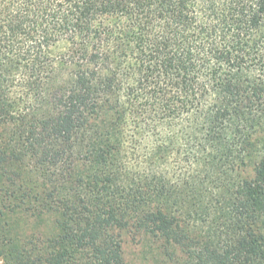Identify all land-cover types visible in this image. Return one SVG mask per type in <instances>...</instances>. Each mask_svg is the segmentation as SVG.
<instances>
[{"label": "trees", "instance_id": "1", "mask_svg": "<svg viewBox=\"0 0 264 264\" xmlns=\"http://www.w3.org/2000/svg\"><path fill=\"white\" fill-rule=\"evenodd\" d=\"M264 264V0H0L3 264Z\"/></svg>", "mask_w": 264, "mask_h": 264}, {"label": "rangeland", "instance_id": "2", "mask_svg": "<svg viewBox=\"0 0 264 264\" xmlns=\"http://www.w3.org/2000/svg\"><path fill=\"white\" fill-rule=\"evenodd\" d=\"M124 256L128 264H159V245L144 234L126 232L123 235ZM0 264L3 259L0 256Z\"/></svg>", "mask_w": 264, "mask_h": 264}]
</instances>
